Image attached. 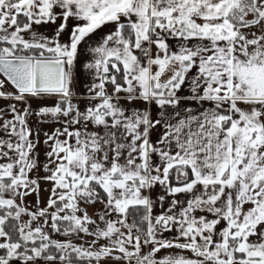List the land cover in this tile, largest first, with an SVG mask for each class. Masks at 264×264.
<instances>
[{
  "label": "snow or ice",
  "instance_id": "6c2138e0",
  "mask_svg": "<svg viewBox=\"0 0 264 264\" xmlns=\"http://www.w3.org/2000/svg\"><path fill=\"white\" fill-rule=\"evenodd\" d=\"M0 102V264H264V0H0Z\"/></svg>",
  "mask_w": 264,
  "mask_h": 264
},
{
  "label": "crops",
  "instance_id": "0c3cea01",
  "mask_svg": "<svg viewBox=\"0 0 264 264\" xmlns=\"http://www.w3.org/2000/svg\"><path fill=\"white\" fill-rule=\"evenodd\" d=\"M92 46V42H89V45L82 48V57H88L90 56V53L88 52V48ZM87 62V61H85ZM91 81V76L88 74L86 70L81 69V75L77 78L75 91L77 92L78 96L81 97V94H86L87 88L86 85ZM46 103H51V101H47ZM37 105L36 103H33V107L35 108ZM81 107H83V101L81 103Z\"/></svg>",
  "mask_w": 264,
  "mask_h": 264
},
{
  "label": "rangeland",
  "instance_id": "374dc122",
  "mask_svg": "<svg viewBox=\"0 0 264 264\" xmlns=\"http://www.w3.org/2000/svg\"><path fill=\"white\" fill-rule=\"evenodd\" d=\"M2 103H3V102H0V104H2ZM30 124L32 125L33 128H36L37 126H39V127L42 129V131H41V141H43V132H44V131H51L52 128L55 127L54 125H51V124L38 125V122L35 120V118H33V119L30 121ZM45 148H46V146H44V145L41 143V147H40V149H39V151H40V160H41V162L44 161V151H45ZM40 174L42 175L43 173H40ZM41 187H42V188H47L48 186L42 184ZM46 195H47L46 192L42 193V196H43L44 198H46ZM30 200H34V197L30 198Z\"/></svg>",
  "mask_w": 264,
  "mask_h": 264
}]
</instances>
